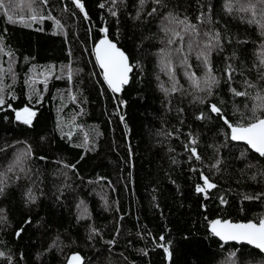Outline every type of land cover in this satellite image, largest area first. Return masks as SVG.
I'll list each match as a JSON object with an SVG mask.
<instances>
[{
    "label": "trees",
    "instance_id": "trees-1",
    "mask_svg": "<svg viewBox=\"0 0 264 264\" xmlns=\"http://www.w3.org/2000/svg\"><path fill=\"white\" fill-rule=\"evenodd\" d=\"M262 117L264 0H0V264H264L209 230L264 218V155L229 136Z\"/></svg>",
    "mask_w": 264,
    "mask_h": 264
},
{
    "label": "water",
    "instance_id": "water-1",
    "mask_svg": "<svg viewBox=\"0 0 264 264\" xmlns=\"http://www.w3.org/2000/svg\"><path fill=\"white\" fill-rule=\"evenodd\" d=\"M92 50L108 88L114 94L121 96L132 71L128 55L106 34L94 43ZM16 113L21 118L30 116V112L26 109L18 110ZM229 136L232 141L243 142L255 153L264 155V117L247 126H232ZM209 230L223 242L248 244L264 254V218L258 222L252 220L236 222L215 218L210 222ZM83 263L84 257L79 252L70 253L64 262V264Z\"/></svg>",
    "mask_w": 264,
    "mask_h": 264
}]
</instances>
